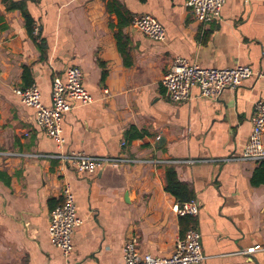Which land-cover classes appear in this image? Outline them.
<instances>
[{"label":"crops","instance_id":"crops-1","mask_svg":"<svg viewBox=\"0 0 264 264\" xmlns=\"http://www.w3.org/2000/svg\"><path fill=\"white\" fill-rule=\"evenodd\" d=\"M12 1H26L34 29L28 36L21 12L0 0V264H123L129 239L140 254L170 256L186 227L173 212L181 202L166 192L168 167L198 204L192 220L201 264H264V185L250 181L264 161H230L249 139L264 80L246 79L216 101L192 89L182 103L161 86L175 57L201 68L262 71L264 0H226L220 20L206 25L186 0ZM143 15L164 27L163 42L133 27ZM70 67L80 68L93 102L63 115L58 147L13 90L26 88L28 70L48 106L52 80ZM71 152L127 162L78 173L57 158ZM65 186L82 220L68 257L48 234Z\"/></svg>","mask_w":264,"mask_h":264},{"label":"built area","instance_id":"built-area-1","mask_svg":"<svg viewBox=\"0 0 264 264\" xmlns=\"http://www.w3.org/2000/svg\"><path fill=\"white\" fill-rule=\"evenodd\" d=\"M225 2L226 0H186L185 4L192 18L197 23L206 25L220 20ZM132 25L149 39L158 42L165 40L164 27L149 15L133 19ZM251 77L264 80V67L260 72H254L246 66L201 68L181 57H175L169 70L162 76L161 86L165 97L173 103L189 101L192 89H197L199 97L216 101L223 91L234 90ZM13 93L24 106L35 110L36 124L58 147L63 144L61 127L63 115L75 104L85 106L93 102L92 97L82 86V72L78 67L68 68L64 79L55 77L52 80L48 106L42 104L40 92L35 85L25 89H14ZM263 136L264 101L262 100L254 103L252 130L248 141L243 145L238 157L230 161L255 164L263 162ZM57 158L78 173L86 174H94L108 164L127 162L118 157H92L78 152L60 155ZM157 162L160 161H152V163ZM173 212L182 217L194 218L198 215V204L195 200L176 204ZM81 223L82 220L76 213L73 194L70 188L65 186L61 192V204L52 209L48 224L52 245L65 257H68L72 251V233ZM203 260L201 235L194 225L189 226L183 236L176 240L174 251L168 257L140 254L135 241L131 239L123 245V264H201Z\"/></svg>","mask_w":264,"mask_h":264},{"label":"trees","instance_id":"trees-1","mask_svg":"<svg viewBox=\"0 0 264 264\" xmlns=\"http://www.w3.org/2000/svg\"><path fill=\"white\" fill-rule=\"evenodd\" d=\"M4 1L9 2L10 4L8 7V10H11V11L19 10L21 12L22 17L25 21V30H26L27 35L30 37L33 36L34 21L31 19V17L26 11V1H12V0H4ZM116 41H117L118 51L122 54V56L124 57L125 63L127 64L126 43L122 42L121 36L119 35L116 36ZM131 63L132 61L128 62V65ZM22 79L26 87H28L31 84L30 79H29L28 70H24ZM165 180H166V192L169 193L171 196H173L177 201L184 203V202L190 201L193 198V195L188 190V188L177 180L175 171L172 167H168L166 169ZM250 181H251L252 186L254 187L264 185V167L263 166L260 165V167L254 171ZM183 225H185L186 227L185 231L189 226L194 225L192 217H188V216L181 217L180 226L182 230L184 229ZM185 231H183V233Z\"/></svg>","mask_w":264,"mask_h":264},{"label":"water","instance_id":"water-1","mask_svg":"<svg viewBox=\"0 0 264 264\" xmlns=\"http://www.w3.org/2000/svg\"><path fill=\"white\" fill-rule=\"evenodd\" d=\"M163 142V139L159 140V143H162Z\"/></svg>","mask_w":264,"mask_h":264}]
</instances>
